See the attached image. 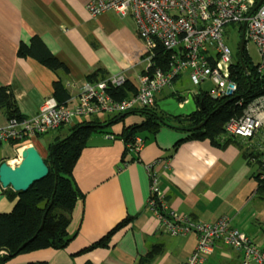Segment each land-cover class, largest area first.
Instances as JSON below:
<instances>
[{
  "label": "crops",
  "instance_id": "obj_1",
  "mask_svg": "<svg viewBox=\"0 0 264 264\" xmlns=\"http://www.w3.org/2000/svg\"><path fill=\"white\" fill-rule=\"evenodd\" d=\"M87 2L0 0V86H10L23 117L37 114L44 100L55 96L57 81L69 96L78 95L90 81L88 77L100 81L124 73L137 86L146 62L145 44L134 17L118 11L94 17L87 10ZM33 35L39 36L63 63L62 69L52 71L32 57L18 55L19 45L29 44ZM188 81L185 71L158 95L157 101L174 90L187 94L202 90L174 88L186 86ZM132 113L119 120H113L117 115L91 119L99 122V129L90 134L73 170L74 181L84 194V199L76 202L68 226L70 234L76 233L74 239L65 249L48 247L21 253L9 264H183L197 245V235L166 232L146 209L150 181L144 165L161 157L170 159V167L162 168L160 177L169 209L202 222L228 217L233 226L264 248V181L256 175L257 162L264 159V127L250 138L228 134L215 145L209 139H185L189 134L186 130L164 125L156 133L137 132L145 144L134 153L126 150L123 131L140 123L144 116ZM8 121L0 108V126ZM77 122L46 134L64 138L67 132H62ZM46 134L0 145V158L6 161L27 143L47 157L50 143L43 147L38 140ZM4 189L0 184V213L11 211L15 205ZM124 221L111 235L108 246L81 253ZM155 246L159 248L155 256L144 260ZM200 264L251 263H245L242 250L218 241L215 251Z\"/></svg>",
  "mask_w": 264,
  "mask_h": 264
},
{
  "label": "built area",
  "instance_id": "obj_2",
  "mask_svg": "<svg viewBox=\"0 0 264 264\" xmlns=\"http://www.w3.org/2000/svg\"><path fill=\"white\" fill-rule=\"evenodd\" d=\"M257 1L88 0L87 10L94 17L108 11H118L123 15L130 13L134 17L138 33L145 44L146 62L135 92L123 99L112 93V89L129 81L124 73L100 81H86L78 95L68 96L61 102L55 96H49L40 105L37 114L20 120H9L6 126H0V145L32 139L75 120L79 122L97 116L153 108L157 104L158 95L185 71L195 86L199 87L206 81L214 83L215 88L206 92L211 99H234L238 92V82L234 78L233 69L239 60L238 54L235 57L231 47L224 42L225 27L230 23L242 26L247 21L246 40L252 41L257 47L260 61L255 64L256 71L259 76H263L264 2L248 16ZM159 45L171 51L169 70H150ZM181 93L185 97L180 103L185 101L187 94ZM235 106L241 108V111L227 121V134L250 138L264 127V94L248 102L238 99ZM144 144L145 139L137 135L126 146L129 151L139 153ZM24 145L18 148L19 155ZM127 163L124 162V165ZM144 166L150 181L146 209L156 216L166 232L173 235H197V245L183 264H200L205 256L215 251L218 241L242 250L245 263L264 264V248H260L245 232L233 226L228 217L215 222H202L168 208L164 202L160 177L161 169L170 167L169 158H157ZM256 171L257 177L264 181V159L257 162Z\"/></svg>",
  "mask_w": 264,
  "mask_h": 264
},
{
  "label": "trees",
  "instance_id": "obj_3",
  "mask_svg": "<svg viewBox=\"0 0 264 264\" xmlns=\"http://www.w3.org/2000/svg\"><path fill=\"white\" fill-rule=\"evenodd\" d=\"M246 42L247 40L245 41L243 60L251 76V82L238 61L233 69L234 78L238 82V92L234 99L213 100L205 91L195 94L204 101V109L198 110L189 117L176 118L180 123V129L189 133L185 139H209L215 145H220L226 135L228 136L225 129L227 121L241 111V108L235 106V101L242 98L248 102L254 97L264 94V74L263 76L257 74L256 65L247 53ZM17 53L21 57H32L38 60L52 71H58L64 66L37 35H33L29 44L21 43ZM170 58L171 51L159 45L155 50L154 65L150 70H169ZM177 78L172 80L171 85ZM88 79L92 80L91 77ZM54 86V94L58 101L66 100L69 95L61 82H55ZM249 89L250 91H248ZM135 90V87L127 81L112 89V93L115 97L123 99L130 96ZM166 97H177L179 100H183L185 95L174 90L164 98ZM0 108L4 110L9 120L23 118L10 86H0ZM136 112L144 116V119L140 123L124 128L125 144L132 142L138 135L137 132L141 130L156 133L160 127L166 125L163 121H166L167 116L159 111L157 104L153 108H143ZM128 114L126 113L125 116ZM122 115L118 114L113 120L122 119ZM204 121V125L199 129L188 130V128H193ZM98 123L94 120L79 121L70 128L69 135L50 144L51 155L48 154L45 157L49 172L45 177L34 182L28 190L15 191L11 187L4 189L7 197L15 201V205L11 211L0 213V264H9L15 256L33 250L48 247L65 249L74 239L76 233L70 234L68 226L76 202L83 200L84 194L74 181L73 170L90 134L99 129ZM19 142L21 140L12 141V144ZM179 143L180 141L175 144V147ZM52 145L54 146L52 147ZM126 150L129 151L127 146ZM3 161L0 158V164ZM124 224L125 221L100 240L84 248L81 253L98 246H108L111 235ZM158 249V246L150 249L144 260H151Z\"/></svg>",
  "mask_w": 264,
  "mask_h": 264
},
{
  "label": "water",
  "instance_id": "obj_4",
  "mask_svg": "<svg viewBox=\"0 0 264 264\" xmlns=\"http://www.w3.org/2000/svg\"><path fill=\"white\" fill-rule=\"evenodd\" d=\"M264 0H258L255 6L250 11V16L262 3ZM246 27L247 21H244L241 27V35L238 46V60L243 67L249 82H251V76L244 64L243 52L245 49L246 41ZM250 91V89L248 90ZM177 97H166L157 101L158 109L167 117L179 118V117H189L196 113L200 109H204V101L201 100L197 95L192 92L186 94V99L180 103ZM123 114L121 117H124ZM166 125L170 124L167 121H163ZM205 121L200 123L193 128H188V130H196L204 125ZM181 128V127H178ZM54 145H52L53 147ZM51 155V151L49 152ZM20 160L16 166H12L7 161H3L0 164V184L4 187H11L15 191H26L29 187L36 181L45 177L49 172V167L45 162V158L41 155L37 147L28 143L22 147L20 152ZM56 186L53 192V196L56 191ZM53 200V198H52ZM44 221V220H43ZM43 223V222H42Z\"/></svg>",
  "mask_w": 264,
  "mask_h": 264
},
{
  "label": "rangeland",
  "instance_id": "obj_5",
  "mask_svg": "<svg viewBox=\"0 0 264 264\" xmlns=\"http://www.w3.org/2000/svg\"><path fill=\"white\" fill-rule=\"evenodd\" d=\"M239 28H240V24L239 23H230V24H228L225 27V32H224V42L231 47L233 53L235 54V57H236V53L238 54V46H239L240 35H241V32L239 31ZM246 50H247L248 55H250L251 60L253 61V63L256 64V63H258L260 61V56L258 54L257 47L252 41L248 40V42H246ZM182 87H188L187 90H189V88L193 89L195 87H197V88L200 87L202 89V91L211 92V90H213L215 88V85H214V83L212 81H206L205 83L201 84L198 87V86L193 85L191 83V81H188L186 83V86H183V84H178V85L174 86V88L177 89V90L178 89L181 90ZM132 114L133 113H129L127 117H129ZM166 121L170 125L171 124L175 125V127H179V125H180L178 120H176L175 118H167ZM62 133H66L67 135H69L70 131H69V129L66 128ZM140 133L143 134V135L150 134V132H148V130H141ZM62 137L63 136H59V138H57V137L54 138L52 136H49V134H46L43 137H41L40 139H38V140L41 141V144L43 145V147H48V143H50V144L54 143L57 140L62 139ZM19 156H20L19 153H17L15 151V152L12 153V155H10V157L6 161L8 163H11L12 166H16L19 163V160H20Z\"/></svg>",
  "mask_w": 264,
  "mask_h": 264
},
{
  "label": "flooded vegetation",
  "instance_id": "obj_6",
  "mask_svg": "<svg viewBox=\"0 0 264 264\" xmlns=\"http://www.w3.org/2000/svg\"><path fill=\"white\" fill-rule=\"evenodd\" d=\"M167 118H170V117H167ZM167 118H166V119H167Z\"/></svg>",
  "mask_w": 264,
  "mask_h": 264
},
{
  "label": "bare ground",
  "instance_id": "obj_7",
  "mask_svg": "<svg viewBox=\"0 0 264 264\" xmlns=\"http://www.w3.org/2000/svg\"><path fill=\"white\" fill-rule=\"evenodd\" d=\"M11 164V163H10Z\"/></svg>",
  "mask_w": 264,
  "mask_h": 264
}]
</instances>
